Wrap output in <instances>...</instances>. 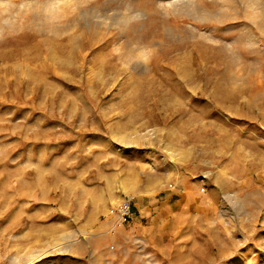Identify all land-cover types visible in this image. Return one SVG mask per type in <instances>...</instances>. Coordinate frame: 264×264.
Listing matches in <instances>:
<instances>
[{"label": "rangeland", "instance_id": "374dc122", "mask_svg": "<svg viewBox=\"0 0 264 264\" xmlns=\"http://www.w3.org/2000/svg\"><path fill=\"white\" fill-rule=\"evenodd\" d=\"M132 98L187 165L95 150ZM0 264H264V0H0Z\"/></svg>", "mask_w": 264, "mask_h": 264}, {"label": "crops", "instance_id": "0c3cea01", "mask_svg": "<svg viewBox=\"0 0 264 264\" xmlns=\"http://www.w3.org/2000/svg\"><path fill=\"white\" fill-rule=\"evenodd\" d=\"M119 98H122L121 96H118ZM114 97H111V100L113 101ZM130 104V107L128 108L127 113L123 114V112H113L110 115L102 110V117L100 120L101 124L98 125L93 131H88L89 135H93L94 137L90 138V142L94 143L95 150L97 151H105V152H117L118 156H120V160H123V156L126 155V160H130L135 158V152H150V151H159V161H161L162 165H174L177 167H182L183 165H187L189 163V157L188 155L181 153V151H184V148H172L168 147V143L166 140H160V146L158 149H155L152 147V143H154V140L151 138V135H166L169 133H176L174 130H170L171 127H165L160 121L158 124L151 125V123L145 119V117H149L148 114H151L153 112L152 104L153 102L151 100H147L144 105H142V110L144 113H146V116L139 117L138 121H135L136 117L134 115V112L136 110L135 108V100L132 98V100L128 101ZM141 100H138L137 103L139 104ZM172 102V101H171ZM176 103V102H174ZM174 103H171L169 108H171V113L178 117L180 120L179 125L181 126H187L189 125L186 123L180 115L183 111L186 112L187 115H196L197 111L193 109L191 102H186L185 106L183 105H174ZM105 106H102V108ZM178 109V111H177ZM183 109V110H181ZM155 112L161 113L164 110H154ZM211 116L213 117L215 115L214 110H211ZM170 113V112H169ZM109 117H108V116ZM168 115H165L163 117L164 119L167 118ZM207 122V121H206ZM208 123V122H207ZM192 124V123H190ZM206 125V123H204ZM207 126V125H206ZM174 128V127H172ZM162 141V142H161ZM168 149L178 152H174V155L171 154L169 157L165 152H168ZM187 149L193 150V147H188ZM163 152V154H161ZM120 153V154H119ZM150 155H145L144 160L151 161ZM127 164V163H126ZM132 163H130L131 165ZM129 165V163H128ZM134 165V164H133ZM183 176V173L181 174ZM180 176V177H181ZM191 175H185L183 178L190 179ZM181 180H177L178 187H181ZM183 189H181L182 191ZM187 191V190H185ZM176 194L177 192H173ZM189 193V192H188ZM172 194V195H174Z\"/></svg>", "mask_w": 264, "mask_h": 264}, {"label": "built area", "instance_id": "2783aa9c", "mask_svg": "<svg viewBox=\"0 0 264 264\" xmlns=\"http://www.w3.org/2000/svg\"><path fill=\"white\" fill-rule=\"evenodd\" d=\"M132 197L125 198L118 206L110 210V213L116 215L121 224L127 223L132 218Z\"/></svg>", "mask_w": 264, "mask_h": 264}]
</instances>
